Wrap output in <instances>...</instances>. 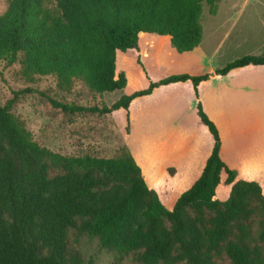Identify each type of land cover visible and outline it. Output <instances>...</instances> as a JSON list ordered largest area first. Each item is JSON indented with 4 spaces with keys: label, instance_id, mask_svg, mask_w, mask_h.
I'll list each match as a JSON object with an SVG mask.
<instances>
[{
    "label": "trees",
    "instance_id": "trees-1",
    "mask_svg": "<svg viewBox=\"0 0 264 264\" xmlns=\"http://www.w3.org/2000/svg\"><path fill=\"white\" fill-rule=\"evenodd\" d=\"M219 2L9 0L0 15V62L19 63L28 80L55 76L63 89L79 81L94 94L123 90L128 78L117 74L118 51L139 49L140 35L148 33L169 36L178 53L191 52L203 40L204 6L216 15ZM249 65L264 66V53L216 73ZM208 78L172 75L111 106L53 105L70 115H112L172 83L192 81L198 93ZM15 102L0 105V264H92L69 250L70 229L99 238L105 249L135 253L141 264H264L262 186L238 179L222 161L219 130L201 103L214 149L201 177L169 210L125 144L114 158L45 150L13 112ZM221 186L230 187L226 200L215 198Z\"/></svg>",
    "mask_w": 264,
    "mask_h": 264
},
{
    "label": "rangeland",
    "instance_id": "rangeland-1",
    "mask_svg": "<svg viewBox=\"0 0 264 264\" xmlns=\"http://www.w3.org/2000/svg\"><path fill=\"white\" fill-rule=\"evenodd\" d=\"M8 6L9 0H0V15ZM202 27V43L193 52L180 54L170 41L153 44L149 50L143 49L141 54L137 49L119 51L117 72L126 74L128 84L123 90L103 95L90 92L79 81H75L70 89H63L55 76H37L28 80L21 73L19 63L9 65L1 61L0 105L4 106L16 98L13 112L32 133L34 141L45 150L73 158L117 157L118 149L124 145L125 128L131 127L132 123L137 144L143 141L144 135L158 134V129L153 133L144 122L151 115V122L161 131L172 130L168 117L175 111H178L179 119L183 117L196 123L187 84L168 89L169 94L162 103L163 92L160 91L150 99L139 100L128 113L117 112L115 117L70 115L55 108L53 102L84 107L111 106L125 95L147 89L151 82L172 75L210 74L213 66L214 69H223L244 56L261 55L264 52V0H220L216 15H211L208 6H204ZM238 80H253L255 84L250 82L248 86L260 89L262 94H258L257 100L249 98L246 105L234 99L226 116L216 117L225 141L224 161L238 173L252 178L257 175L253 171L252 149L264 147V68H251L248 75L243 74ZM158 104L164 105L159 107ZM56 173L58 170L51 166L50 175ZM256 182L260 183L257 178ZM68 241L69 250L86 263L92 260V264H141L136 261L135 253L105 249L99 238L81 235L75 229L68 231ZM222 264L230 263L225 259Z\"/></svg>",
    "mask_w": 264,
    "mask_h": 264
},
{
    "label": "crops",
    "instance_id": "crops-1",
    "mask_svg": "<svg viewBox=\"0 0 264 264\" xmlns=\"http://www.w3.org/2000/svg\"><path fill=\"white\" fill-rule=\"evenodd\" d=\"M156 35L157 34L148 33H142L140 35L139 49H137L139 54L142 53L143 49L146 51L147 49L149 50L153 44L157 45L160 42L167 43L169 41L171 43L169 36L157 35L160 37L157 38ZM251 68L261 69L264 68V66L249 65L237 68L230 71L225 76L217 75L216 72L220 69H214L213 66L210 68V74H203L208 75L209 78L199 84L198 93L196 92L192 81L172 83L156 88L151 95L136 98L132 101L128 110L121 109L112 113L114 117L119 111H125L128 113L139 100L150 99L160 91L163 92V97L161 99L162 103V100H166L167 98L166 94H169L167 91L168 89H173L183 84L188 85L191 93V98L189 99L192 102L191 108L192 110L195 108V110H193L196 115L195 124L187 121L183 117L179 119L178 111H175L168 117L172 130L164 129V131H161L160 127L156 128L151 122V115L149 118H146L144 122L147 124L148 130H153V133L158 129L157 135H144L143 141L140 144H137L136 137H134V124L132 123V126H129V131L125 128L126 132L123 138L124 144L142 169L148 187L157 192L161 202L167 209L172 210L180 196L189 190L201 177L208 158L211 156L214 149L215 139L209 128L201 121L198 108L199 103L202 104L204 112L215 123L219 130L222 143L220 150L222 161L229 169L237 173V178L240 180L256 182L257 178L264 193V185L262 183L264 182V147L252 149L251 153V158L254 161L253 171L259 175H255L256 178H249L238 173L234 168L229 166L222 157L225 141L216 117L221 114L226 116L232 100L235 99L237 102L243 101L244 105H246L248 104L249 98L257 100L259 97L258 94H262L260 89L248 86L253 80H238L243 74L247 73L248 75ZM117 74L119 73L117 72ZM203 75L197 74V76ZM252 83L253 85L255 84L254 82ZM249 95L253 96L249 97ZM145 103L147 104L148 101ZM163 105L164 104H158L159 107H162ZM262 107L263 106H261V108ZM149 140L155 141L152 142V144H149L147 143ZM226 177L227 175L223 173V181L226 180ZM229 192L230 187L221 186L215 198L226 200L229 197Z\"/></svg>",
    "mask_w": 264,
    "mask_h": 264
}]
</instances>
